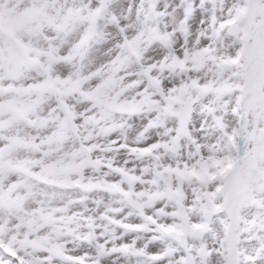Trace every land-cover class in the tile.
I'll return each mask as SVG.
<instances>
[{
	"label": "snow or ice",
	"instance_id": "1",
	"mask_svg": "<svg viewBox=\"0 0 264 264\" xmlns=\"http://www.w3.org/2000/svg\"><path fill=\"white\" fill-rule=\"evenodd\" d=\"M0 264H264V0H0Z\"/></svg>",
	"mask_w": 264,
	"mask_h": 264
}]
</instances>
